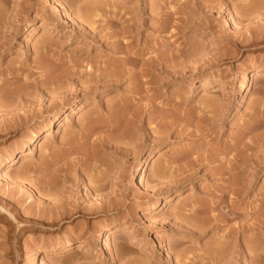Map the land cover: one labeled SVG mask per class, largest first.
Segmentation results:
<instances>
[{
    "label": "rangeland",
    "instance_id": "374dc122",
    "mask_svg": "<svg viewBox=\"0 0 264 264\" xmlns=\"http://www.w3.org/2000/svg\"><path fill=\"white\" fill-rule=\"evenodd\" d=\"M257 70L264 0H0V264H264Z\"/></svg>",
    "mask_w": 264,
    "mask_h": 264
},
{
    "label": "bare ground",
    "instance_id": "6f19581e",
    "mask_svg": "<svg viewBox=\"0 0 264 264\" xmlns=\"http://www.w3.org/2000/svg\"><path fill=\"white\" fill-rule=\"evenodd\" d=\"M245 47V46H244ZM264 75V71H262V70H257V71H255L254 73H253V78H261L262 76ZM139 124H138V126H141L142 125V118H140L139 117V122H138ZM17 125V124H16ZM137 125V124H136ZM15 127V126H14ZM13 127V125H12V128H14ZM142 127V126H141ZM144 128V127H143ZM3 129H5V128H2L1 129V131L3 132ZM9 129V128H8ZM8 129H7V131H8ZM6 131V132H7ZM2 132H1V134H2ZM6 132H3V133H6ZM241 133V132H240ZM4 135V134H3ZM243 134H241V136H242ZM240 138H242V137H240ZM238 139V138H237ZM45 142V139H43V141H41L40 142V144L39 143H37V144H39V145H43V143ZM74 143V142H73ZM72 143V144H73ZM35 143H33V145H34ZM33 145H30L29 146V150H32V146ZM67 150V149H66ZM70 150V149H69ZM27 151V148L26 149H20V151L14 156V158L12 159V161L13 162H15V163H17V162H19L20 161V159H21V157L22 156H25V155H27L28 153L26 152ZM69 153V152H68ZM62 154V153H61ZM55 157L57 156L56 155V153L55 154H53ZM63 157V156H62ZM62 159V158H61ZM65 159V158H64ZM8 160V159H7ZM63 160V159H62ZM10 162V161H9ZM52 162V161H51ZM56 162V161H55ZM64 164V163H63ZM1 173H2V176L3 177H5V178H10V175L8 174V172L4 169V167L2 166V169H1ZM52 182V181H51ZM49 183V182H48ZM48 185H50L48 188H49V190H47V192H45V194L42 196V198L40 199L41 200V204H42V206L45 204V201H51L52 199L51 198H53L52 196V194L53 193H55V192H53L54 191V187L52 188V185L51 184H48ZM47 186V185H46ZM96 186V185H95ZM95 186H92L94 189H92V191L93 190H97V188L95 187ZM91 187V188H92ZM49 201V202H50ZM101 201V200H100ZM100 201L98 202V203H95L94 205V207L92 206V208H85V207H80L81 205H79V204H76L75 203V205H72V206H70L69 207V202H63V201H53L52 203H51V205H49V204H47V205H49V208L47 209V207L45 208V209H47V211H49V212H51L49 215L47 214V222H46V224H48L49 226H53V225H55V224H59V223H61L62 221H65L66 219H68V218H71V217H73V218H75L76 216H78V214L80 213V212H82L83 214H84V212H85V210H86V213H89V215L91 214V215H96V214H98V213H100V211H101V207H102V201H101V203H100ZM44 207L45 206H43L42 208H43V210H45L44 209ZM41 208V209H42ZM40 209V210H41ZM1 210H5V211H7V212H9L8 211V209H5V208H3V207H1ZM42 210V211H43ZM47 211H45V212H47ZM45 212H42V213H45ZM102 212V211H101ZM196 213V212H195ZM39 215H40V213H39ZM41 217V216H40ZM44 219H45V216H44ZM46 220V219H45ZM74 220V219H73ZM12 223V222H11ZM42 223H44V222H42ZM21 230H22V228H21ZM72 248H74L73 246H72V244H70V243H67L66 245H64L62 248H61V252L62 253H64V252H67V251H69V250H71ZM78 248H80V245H78V247H77V249L76 250H78Z\"/></svg>",
    "mask_w": 264,
    "mask_h": 264
}]
</instances>
